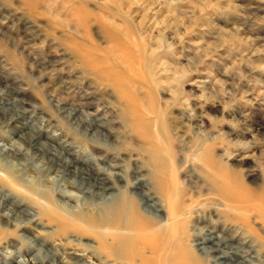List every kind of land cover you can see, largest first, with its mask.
<instances>
[{
    "label": "rangeland",
    "instance_id": "obj_1",
    "mask_svg": "<svg viewBox=\"0 0 264 264\" xmlns=\"http://www.w3.org/2000/svg\"><path fill=\"white\" fill-rule=\"evenodd\" d=\"M96 71L112 72L139 109L148 111L163 155L180 166L175 178L185 196L194 192L198 197L207 190L186 160L192 158L193 141L212 139L218 164L233 182L249 185L264 206V0H0V75L27 102L21 121L31 132L41 131L44 144L52 143L49 138L68 144L77 167H99L110 177L131 176L132 165L147 168L144 145L128 140L121 123L118 94L123 92L104 87ZM60 100L79 104V119H100L110 131L108 138L74 122L68 111L60 110ZM16 125L0 127L1 165L20 182H32L34 173H40L42 183L56 187V200L77 210L85 196L70 185L79 184L78 174L59 167L46 171L44 156L18 137L23 132ZM3 194L24 203L15 187L4 188ZM12 204L0 206V231L6 233L0 238V264L35 259L37 248L51 246L61 252L59 260L112 264L65 247L70 233L48 236L46 232L58 229L56 223L47 217L26 220L22 208ZM27 209L34 213L30 205ZM260 225L251 221L232 226L231 232L228 226L222 235L229 238L238 227L245 237L251 229L252 235L260 229L264 237ZM252 235L248 238L255 242Z\"/></svg>",
    "mask_w": 264,
    "mask_h": 264
},
{
    "label": "bare ground",
    "instance_id": "obj_2",
    "mask_svg": "<svg viewBox=\"0 0 264 264\" xmlns=\"http://www.w3.org/2000/svg\"><path fill=\"white\" fill-rule=\"evenodd\" d=\"M120 52L122 53L121 50ZM126 54L128 52L125 56ZM132 59L130 60L136 62L135 57ZM124 63L128 67L127 62ZM96 73V80H104V87L112 88L117 93L123 92V95L118 94L122 107L120 120L128 131V140H138L144 145L147 168L135 164L131 167V176L121 174L110 177L102 173L99 167H77L74 163L77 156L74 157L70 152L68 144L58 143L53 138H49V141L55 143L54 145L44 144L40 141L41 131L35 129L31 132L32 128L21 121L26 111L22 107L27 102L19 98L17 88L0 75V127L17 124V128L23 132L18 137L44 156L46 171L59 167L66 174H78L79 184L70 186L85 196L77 210L67 208L56 200V187L42 183L40 173H34L32 182H20L19 176L0 163V171L3 172L0 176V191L6 187H15L24 198V203H18L11 199V195L3 194L0 197V206L4 207V204L11 202L13 206L21 207V216L26 220L34 221L35 216L39 220L47 217V221L56 223L58 228L46 232L48 236L57 239L61 237V233H70L71 237L65 239L63 245L86 252L99 263L100 259H104L103 261L112 264H264V237L261 236L260 229L256 235H252L255 234L252 229L246 231L256 237L255 242L248 238L249 234L245 237L238 227L233 229V235L229 238L222 235L228 233V226L231 232L232 226L245 227L251 221L260 222L264 233V206L250 192L249 185L233 182L225 167L218 164L212 139L193 141L192 158L190 162L186 160L200 174L199 177L195 175L197 183L202 182L207 190L198 197L194 196V192L190 197L185 196V187L179 188V181L175 178L180 166L170 156L163 155L161 143L151 133L154 124L148 119V111L139 109L124 89L123 83L112 72ZM129 81L131 84L132 80ZM142 81L146 83V80ZM5 97H12L10 99L13 100ZM60 101V110L68 111L74 122L85 125L86 131L108 138L110 131L105 129V124L100 119L90 116L86 120L79 119L77 115L82 113L79 104ZM113 142L118 141L115 139ZM28 205L34 213L27 209ZM191 222L201 224V227H189L187 224ZM5 235L6 233L0 231V238ZM188 243L192 244L189 246ZM47 244L45 242L42 245ZM44 251L37 248L38 256L35 259L15 264H79L59 260L61 252L52 249V246ZM210 252L215 255L210 256Z\"/></svg>",
    "mask_w": 264,
    "mask_h": 264
}]
</instances>
